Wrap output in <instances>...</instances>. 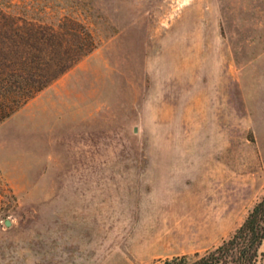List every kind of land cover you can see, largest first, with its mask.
Listing matches in <instances>:
<instances>
[{
	"label": "rangeland",
	"instance_id": "rangeland-1",
	"mask_svg": "<svg viewBox=\"0 0 264 264\" xmlns=\"http://www.w3.org/2000/svg\"><path fill=\"white\" fill-rule=\"evenodd\" d=\"M0 7L97 43L0 122V264H156L234 232L264 195V0Z\"/></svg>",
	"mask_w": 264,
	"mask_h": 264
},
{
	"label": "trees",
	"instance_id": "trees-1",
	"mask_svg": "<svg viewBox=\"0 0 264 264\" xmlns=\"http://www.w3.org/2000/svg\"><path fill=\"white\" fill-rule=\"evenodd\" d=\"M96 45L87 25L74 16L45 22L0 7V122ZM263 240L264 195L219 245L156 264H264V252L259 253Z\"/></svg>",
	"mask_w": 264,
	"mask_h": 264
},
{
	"label": "water",
	"instance_id": "water-1",
	"mask_svg": "<svg viewBox=\"0 0 264 264\" xmlns=\"http://www.w3.org/2000/svg\"><path fill=\"white\" fill-rule=\"evenodd\" d=\"M10 222L9 221H6V224H9Z\"/></svg>",
	"mask_w": 264,
	"mask_h": 264
}]
</instances>
